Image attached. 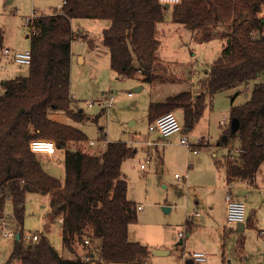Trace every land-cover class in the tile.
Here are the masks:
<instances>
[{
    "label": "trees",
    "instance_id": "16d2710c",
    "mask_svg": "<svg viewBox=\"0 0 264 264\" xmlns=\"http://www.w3.org/2000/svg\"><path fill=\"white\" fill-rule=\"evenodd\" d=\"M58 11L41 15L28 24L31 60L28 75L6 80L0 94V218L9 202L17 227L25 217L29 193L48 197L43 235L37 242L13 238L5 264H91L78 256L80 247L94 264H145L150 249L128 238L138 208L127 198L122 163L135 153L125 142H109L98 153L80 145L87 136L76 126L49 117L62 111L75 123L88 117L72 108L70 50L73 19L106 20L102 44L108 50L110 68L120 77L141 76L153 84L164 71L157 55L156 25L168 14L202 40H209L221 26L224 46L203 81L205 93L193 99L181 92L162 103H151L149 120L181 108L184 126L191 129L206 107V97L237 89L264 72V0H180L163 5L159 0H64ZM3 31L0 28V59ZM93 118L97 122L102 115ZM238 121L232 131L231 121ZM225 132L236 140L239 152L225 163L227 183L253 180L264 163V82L254 86L249 100L233 105ZM103 132V128L99 127ZM105 135V132H104ZM32 139L55 142L63 160L64 178L47 173L40 158L29 149ZM202 144H199V147ZM61 217V243L73 258L59 255L47 239L51 225ZM188 232L192 226L187 220ZM87 242V243H86ZM98 242L95 246L94 243Z\"/></svg>",
    "mask_w": 264,
    "mask_h": 264
},
{
    "label": "rangeland",
    "instance_id": "374dc122",
    "mask_svg": "<svg viewBox=\"0 0 264 264\" xmlns=\"http://www.w3.org/2000/svg\"><path fill=\"white\" fill-rule=\"evenodd\" d=\"M58 3H62V0H11L10 3L8 0H0V28L3 31L4 46L17 51L29 50L30 43L29 38H26L28 28L25 20L33 13H50ZM107 23L106 20L93 19H73L71 22L72 32L77 37L71 42L70 97L72 108L82 110L88 118L81 123H75L62 111H52L49 117L57 122L81 129L88 140L80 147L86 152L98 153L103 150L106 141L102 137H106L109 142H125L134 148V155L126 159L121 167L128 184L127 198L141 208L137 211L136 223L129 226L128 238L143 245L147 243L159 245L166 242V248L171 253L170 256L164 257L160 261L163 264H181L182 250L186 251V247L191 243L194 244L195 240L193 237L191 242H186L190 237V234L184 233L187 215L196 210L200 214L197 218H202L205 207L203 209L202 206L195 205L194 201L197 199V194L202 202L207 201L210 196L206 193V189H189L186 192V185L189 184L184 185L182 179L185 177V183L187 179L190 181L189 174H186L188 160H181L179 156L171 153L170 149L165 151L164 143L167 138L157 139V136L152 134L149 129L148 108L151 103L162 99L166 94L174 93L179 89H189L192 84L196 87L202 86L205 93L206 90L202 83L223 49L224 40L219 36L223 29L221 26L217 27L214 29L211 39L201 41L194 32L181 24L172 22L167 14L164 21L156 25L157 38L159 39L157 53L165 61L166 70L162 72V76L166 79L173 76L176 80H168L169 83L164 84L165 82L161 83L158 79L154 84L146 83L144 89L137 92L134 89L139 86L141 76L136 79L121 78L110 68L109 53L102 44V28ZM90 41L94 46L92 49L89 46ZM79 55L85 57V62L82 64L78 62ZM27 75V65L16 63L13 60L8 61L6 58L0 59V94L4 90L3 84L6 80ZM263 82L264 72L260 73L256 79L240 85L237 89L219 91L213 96L206 97V108L199 121L197 127L199 132L197 133L206 134L208 131L213 144L221 140L230 125V123L221 125V122L225 118H230L231 99L233 105L245 103L249 100L254 86ZM111 95L114 96L112 105L103 109L101 100ZM102 111L97 122L94 121L93 118ZM166 112H173L177 120L181 122L177 112ZM130 114H132L131 119H129ZM134 119L136 124L131 125L129 121ZM99 127H102L104 131H99ZM182 132L183 129L170 138L177 137ZM156 140L158 141L156 148L148 146V141L152 143ZM90 141H93L94 144L89 145ZM237 143L236 140L229 137L224 145L219 146L220 148L215 147L218 152L217 158L222 162V165L223 155H227L231 148L237 146ZM210 148L214 149L213 146ZM159 156L163 157L162 163L159 161ZM38 157L47 173L63 179L64 168L60 154L57 153L56 158L45 155ZM146 160H149L148 163ZM140 164H144L145 168H139ZM259 170H264V163L261 164ZM177 177L180 178L177 179ZM221 200H223V193L222 195L215 193L211 202L216 205ZM47 203L46 196L27 194L23 231L43 230ZM163 207L169 208V211H164ZM216 209L219 210V208ZM247 212L246 206L244 216H247ZM5 216L10 217L9 223L13 220L9 202L6 204ZM58 229L57 224L52 225L47 239L54 250L60 253L64 250L61 247ZM255 231H249L252 238L250 247L258 246L253 243V240L258 238ZM178 232L183 234L179 236ZM259 235L262 237L258 238L259 241L264 239V234L259 233ZM179 238L186 239L184 246L176 244ZM12 242L13 239H5L0 235V264L6 263ZM230 252V250H226L224 259L216 264H254L257 259V255H255L253 259L246 260L247 256L241 250H237L233 254H229ZM262 252L264 253L263 247Z\"/></svg>",
    "mask_w": 264,
    "mask_h": 264
},
{
    "label": "crops",
    "instance_id": "0c3cea01",
    "mask_svg": "<svg viewBox=\"0 0 264 264\" xmlns=\"http://www.w3.org/2000/svg\"><path fill=\"white\" fill-rule=\"evenodd\" d=\"M63 1V0H62ZM11 0H8V3H10ZM60 3L57 4V6ZM56 6V7H57ZM55 7V8H56ZM54 8H52L51 12L53 11ZM47 13V14H50ZM41 15H46L43 13H39ZM109 26V22L105 24V26L102 28V32L104 29H106ZM28 28V26H26ZM29 32V31H28ZM77 37L74 35V38ZM28 38V35L26 36ZM72 42V41H71ZM90 48H94L93 43L90 41L89 42ZM3 47L4 43H3ZM7 48V47H6ZM9 49V48H8ZM10 52H14L17 50L9 49ZM28 50V49H27ZM158 50V49H157ZM26 51V50H25ZM108 51V50H107ZM158 55V53H157ZM160 58V56L158 55ZM2 58H6L8 61H12L11 56H1ZM71 58H72V53L70 50V65H71ZM78 62L80 64L85 62V57L83 55H79L77 57ZM164 70L165 68V61L160 58ZM139 75H137L134 79L138 78ZM123 78V77H121ZM139 82V86L135 87V91L140 92L141 90L144 89V85L146 84L145 82ZM161 83L168 84V80L175 81L176 78L173 76L168 77V79L164 78L163 76H160L159 78ZM6 82V81H5ZM4 82V83H5ZM154 84V83H153ZM198 88V89H197ZM182 90V91H181ZM203 87L202 86H195L192 84L191 87L186 88V89H179L177 91H174V93H168L166 94L162 99H158L154 103H162L169 97L175 96L181 92H189L190 95L192 96L193 99L197 98L201 93L203 92ZM102 102V100H101ZM103 104V103H102ZM103 105V109H104ZM206 108V107H205ZM149 109V108H148ZM205 111V109H204ZM203 111V113H204ZM174 112L180 115V126L183 129V132L174 138H170L171 136L168 137H161L157 136V139L160 138H167L165 141V146L164 149L167 152L168 149H170L171 153L176 154L177 156L180 157L181 160L187 159L188 160V167L186 170V174L188 175V178L190 181L187 179V182L185 183L186 179L182 180L184 185L189 184L188 186L186 185V192H188L189 189H206V193L210 196V198L204 202L201 201L199 198V195L197 194V199L194 201L195 205H200L205 207V212L202 214V218L198 219L197 217L200 215L199 212L196 210L191 211V214L187 215L186 221L188 220L192 226V229L190 232L184 229L185 234H190V237L186 240L184 238H179V240H182V243L180 245L185 244V240L190 241L194 237V244L191 243L186 247L185 249L182 250L181 252V261H183V253H192V252H204L207 254V259L203 264H216V262H221V259H224L226 250H230L231 252L229 254H233L237 250L243 251V254H246L247 258L246 260H250L251 258L255 255H257L256 262L254 264H264V253L262 252V247L264 250V239L259 241L258 238H262L259 235V232L261 230H264V170H259L254 176L253 180H243V179H236L232 180L231 182L227 183L226 180V170H225V163L226 160L229 158L231 159L235 153H237L238 146L231 148V151L227 155H223L222 162L218 160V152L215 150L216 148H220L219 146L224 145L223 143L226 140L225 135L222 137L221 140L217 141L216 143H211V138L209 134L206 131V134L202 133H197L199 130H197L199 126V121L203 115L199 118V120L194 124V126L191 129H188L184 126V112L181 108H178L174 110ZM132 114L129 115V119H131ZM148 118V126L153 122L149 120V115L147 114ZM223 121V120H222ZM131 125L136 124V120H131L129 121ZM222 123V122H221ZM226 123H230L229 121L223 122L221 125H225ZM188 137L189 141L192 143H195V140L197 139H203L204 142H202V145L199 147L201 148L200 151L204 152H198V153H192L190 150H188L185 146L180 144V139L182 137ZM149 142V141H148ZM151 142V141H150ZM223 142V143H221ZM163 144V145H164ZM158 145V141H152V143L148 146H154L155 148ZM236 145V142H235ZM214 147V149H211L210 147ZM178 149V150H176ZM160 153L159 151H157ZM58 153V152H57ZM194 154V155H191ZM160 155V154H159ZM44 157V155H42ZM57 156V154H56ZM56 156H54L56 158ZM163 156V155H162ZM159 156V161L161 163L163 162V157ZM42 157V158H43ZM149 158V157H147ZM49 159V158H48ZM149 161V160H148ZM141 166V164H140ZM139 166V168H140ZM122 167V166H121ZM145 168V167H144ZM122 171V170H121ZM123 174V172H122ZM125 177V175L123 174ZM64 178V176H63ZM126 179V177H125ZM178 179V177H177ZM229 192L232 198L236 201H239L243 203L244 205L247 206V216H245L244 222H242L244 225L242 226L241 223L238 224H228L225 219V195L226 193ZM215 193H220L222 195L223 193V200L220 201V203L212 204L211 199L213 197V194ZM47 200L48 197L46 196ZM132 201V200H130ZM212 204V205H211ZM245 206V207H246ZM137 208H140V206H137ZM216 208H219L217 210ZM141 209V208H140ZM138 209V210H140ZM169 211V209H168ZM61 218L58 217L56 221L52 225L57 224L59 226L58 229V234L61 238ZM13 224L12 226H17L15 223V220L13 219L11 221ZM240 224V225H239ZM51 225V226H52ZM185 227V226H184ZM20 228H23V224ZM200 229V231H199ZM256 230L255 232L257 233L258 238L256 240H253L254 244H257L258 246H252L250 247L249 244L252 242V238L250 236L249 231ZM199 231V233L195 236V234ZM128 234H129V229H128ZM173 235H175L173 233ZM179 235V232L177 233ZM3 237V236H2ZM5 238V237H3ZM7 239V238H5ZM10 239V238H8ZM259 241V242H258ZM229 243V245H228ZM161 244V245H160ZM155 244V245H150L146 244L150 251H154V249H159L161 251H164L160 253L159 255L152 254L151 252V257L148 260V263L145 264H163L161 259H164V257L170 256L171 251L166 248V242ZM169 244V243H167ZM177 245L178 242L176 243ZM13 242L10 244L9 247V255L12 249ZM95 246L98 245V242L94 243ZM62 247V243H61ZM63 248V247H62ZM257 249V250H256ZM64 250V249H63ZM78 256L81 258L85 257V249L83 247H80L78 250ZM63 257L69 258L71 256L70 253L66 252L65 250L60 252ZM8 255V257H9ZM68 255V256H67ZM8 259V258H7ZM179 264V263H176Z\"/></svg>",
    "mask_w": 264,
    "mask_h": 264
},
{
    "label": "built area",
    "instance_id": "2783aa9c",
    "mask_svg": "<svg viewBox=\"0 0 264 264\" xmlns=\"http://www.w3.org/2000/svg\"><path fill=\"white\" fill-rule=\"evenodd\" d=\"M159 2L163 5H173L180 2V0H159ZM65 4V1L63 0L62 3H60L56 9L59 11L61 6ZM39 14L33 13L31 17H28L25 20L26 26H28L29 23L36 17H38ZM10 55L11 59L19 64L23 65H29L31 60V53L29 50L26 51H14L10 52V50L6 47H3L1 50V56H7ZM114 100V96H109L107 98H104L102 100V103L104 107L108 108L112 105ZM225 121H229V119H223L222 123ZM149 129L152 132V134L161 136V137H168L175 133H178L182 130L180 123L178 122L175 114L173 112H166L165 114L157 117L150 125ZM107 141V140H106ZM204 142L203 139H197L195 140V143H192L189 141L188 137L184 136L180 139V144L185 146L188 150H190L192 153H198L201 148H199V144H202ZM89 145H93L94 142L90 141L88 142ZM148 145L151 144V142H147ZM29 149L31 152L35 153L36 155H45L50 158L54 157L58 150L56 148L55 142L53 140L48 139H32L29 141ZM239 152V150H237ZM146 163H148V160H146ZM145 165L141 164L140 168H144ZM180 178V177H178ZM185 177L182 179L184 180ZM140 209V208H138ZM245 215V207L244 204L236 201L232 198L229 192L225 195V219L228 224H238L241 222H244V216ZM9 218L7 216H4L0 218V235L5 238L13 239L16 237V235L21 234L23 236V239L25 241H33L37 242L39 238L43 235L42 231H36V232H26L23 231L22 228L17 226H12L11 222L9 223ZM61 218V217H60ZM61 220V219H60ZM260 234H264V230H261L259 232ZM183 234V233H182ZM179 233V236L182 235ZM87 243V242H86ZM71 254V253H70ZM62 256L61 254H59ZM63 257V256H62ZM74 256L71 254L69 258H73ZM183 261L181 264H187L186 261L190 260V264H203L206 261L207 254L204 252H192V253H183L182 255ZM84 262H91V264H94V259H90L88 257H83Z\"/></svg>",
    "mask_w": 264,
    "mask_h": 264
},
{
    "label": "water",
    "instance_id": "95a60500",
    "mask_svg": "<svg viewBox=\"0 0 264 264\" xmlns=\"http://www.w3.org/2000/svg\"><path fill=\"white\" fill-rule=\"evenodd\" d=\"M238 121L236 120V119H232V121H231V128H232V131H235V130H237V128H238ZM226 137V136H225ZM164 211H168V209L169 208H166V207H163L162 208ZM240 225V224H239ZM241 225L243 226L244 224L241 222ZM18 234L16 235V237L18 238ZM182 243V240H179L178 241V244H181ZM162 252H164V251H161V250H154V251H152V254H155V255H159L160 253H162ZM186 263L187 264H190L191 263V261L190 260H187L186 261Z\"/></svg>",
    "mask_w": 264,
    "mask_h": 264
}]
</instances>
